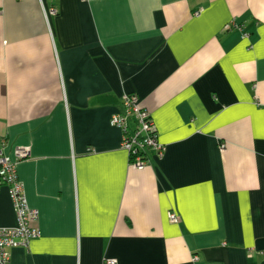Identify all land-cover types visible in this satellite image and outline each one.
<instances>
[{"label": "crops", "instance_id": "0c3cea01", "mask_svg": "<svg viewBox=\"0 0 264 264\" xmlns=\"http://www.w3.org/2000/svg\"><path fill=\"white\" fill-rule=\"evenodd\" d=\"M124 94L166 147L142 170L110 123ZM18 147L41 236L14 264H264V0H0V149Z\"/></svg>", "mask_w": 264, "mask_h": 264}, {"label": "built area", "instance_id": "2783aa9c", "mask_svg": "<svg viewBox=\"0 0 264 264\" xmlns=\"http://www.w3.org/2000/svg\"><path fill=\"white\" fill-rule=\"evenodd\" d=\"M50 14H56L55 9ZM198 12H196V15ZM112 126L122 131V147L130 155V164L138 170L145 167L147 151L153 150L162 159L165 146L159 142L157 127L150 114L140 107L139 98L133 94L122 96V110L112 116ZM224 149V145L221 146ZM30 156L28 147L15 148L13 156H8L0 149V188L7 186L17 216V226L0 229V264H14L10 250L15 247H27L31 240L41 236L37 226L39 214L30 208L23 183L18 176V165ZM170 220L178 222L175 213H170ZM198 258L194 257V261ZM106 264H116L111 261Z\"/></svg>", "mask_w": 264, "mask_h": 264}]
</instances>
